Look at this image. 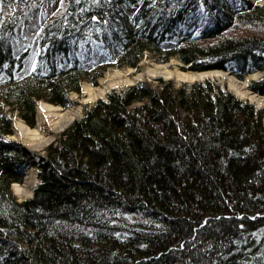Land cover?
I'll return each mask as SVG.
<instances>
[{"label":"trees","instance_id":"1","mask_svg":"<svg viewBox=\"0 0 264 264\" xmlns=\"http://www.w3.org/2000/svg\"><path fill=\"white\" fill-rule=\"evenodd\" d=\"M43 1L18 53L25 16L0 22V264H264V109L219 82L112 90L34 159L1 110L36 126L38 99L67 106L84 80L147 51L196 71L263 70L264 4ZM92 40L103 52L85 60ZM250 88L263 94L264 78ZM33 165L39 182L20 201L11 186Z\"/></svg>","mask_w":264,"mask_h":264},{"label":"rangeland","instance_id":"2","mask_svg":"<svg viewBox=\"0 0 264 264\" xmlns=\"http://www.w3.org/2000/svg\"><path fill=\"white\" fill-rule=\"evenodd\" d=\"M253 1L257 2V3L264 4V0H253ZM48 12H49V8H48L47 4L44 1L39 3L38 0H0V13H2V15H3V18H2V20L0 19V22L1 21H4V22L6 21L7 22L8 18L10 16H12V15L17 16L15 14H19L20 17L23 16V15L25 16L24 21L19 25V30H18L19 31V41H18V45L16 47V52L17 53L20 52L21 49H23V48L25 49L27 47L28 42H30V40L34 36L35 30L38 28L41 20L48 15ZM0 27H1V25H0ZM41 50H42L41 46L37 45L32 50V52L29 54V56L27 58V66L29 68H31L34 65L35 59H36L37 55L39 54V51H41ZM100 52H103V51H99L97 43L94 40H92L90 45H84L80 49V51L78 52V55L81 58L85 59V60L88 59V58H91L92 60H95L99 56ZM144 60H148L151 63L168 64V66H170V67L176 66L180 70L186 71V72H188V71H191V72H205V74L202 75L200 78L193 79V80H190V79H187V80H176L174 77H165V76H161V75H153L152 76L151 75L149 78L142 79L143 81L138 80L137 83L138 82H147L149 84H153V86H154V85H157L159 83L158 78H163L164 80H170L171 79L174 82V85L176 87H178V86H181L185 82L192 83L194 81H204L206 79H211L213 81L219 82L222 85V87L230 90L232 93H234L236 96H238L236 94L235 90H233L230 87L229 82L227 80L224 81V78L219 75V71L220 70L229 73L227 70H224V69H209V70H201V71L191 70V69H187L185 67L184 63L182 61H180L175 56L171 57L168 61L162 62L155 55H153L151 52L147 51L145 53V55L143 56V58L141 59V61L139 62L137 67H133V66H122V67L110 66L104 71L103 75L100 76L97 79V83L96 84L93 83V82H90L88 80H84L82 82V84H81L80 91H71L69 93L70 104H68L67 106H63L61 104H57L62 109H67L68 107L80 106V115L76 116L71 122L67 123L66 126L56 134L55 138L51 142L46 144L45 146H42V147L37 148L35 150H29L20 139L14 137L12 135L14 133V130H13L12 134L8 135V137L18 141L22 145V147L25 148L28 151L27 153L31 156V158L34 159L36 153H44L45 152V148L49 144L55 143L58 140V138L60 137L61 132L67 126H69L76 118H81L82 117V115L84 113V109H85L86 106L92 105L99 98H106L107 97V93L112 91V90L121 91L123 88L131 85L132 82L127 83V84H125V85H123L121 87L114 86V87L110 88V90H108L105 93V95L98 96L95 100H86V101L84 100L87 97L86 96L87 93L85 92V86H87V85L103 86L105 84V82L107 81V76H106L107 72L109 70H112L113 68H121V69L130 68V70L132 72V76H136V74H137L138 70L140 69V66H141V64H142V62ZM259 71H263V74L259 75L257 78L249 77V81L247 82L246 87L250 91H252L254 93H257L259 95H264V93L261 94V93H259V92H257V91H255V90L250 88V82L252 80H259V79L264 78V69L263 70H259ZM231 75L235 76L240 81H243V79H244L243 77L245 75H250V73L249 74H245L242 77H239L235 73H231ZM241 99H243L245 101H249V102L255 104L257 109H264V107L263 106H259L257 104V102H252L251 100H248L246 98H241ZM37 101H36V124H37V116H38ZM1 110H2V112L4 114H6L11 119V122H12V118L13 117L19 115L17 112L11 111L9 106H6V105H4ZM263 121H264V116H263ZM32 127H34V126H32ZM31 152L33 153V156H32V154H30ZM32 167L35 169V176L37 178V181L34 184V187H35V185L39 181V177L37 175V167L33 165V166H30L29 168H27V170L25 172V176H26L27 171L30 168H32ZM11 189H12L14 195L20 201L30 197V196H26V197L25 196L24 197L21 196L19 193H17L15 191V189L12 188V186H11Z\"/></svg>","mask_w":264,"mask_h":264},{"label":"bare ground","instance_id":"3","mask_svg":"<svg viewBox=\"0 0 264 264\" xmlns=\"http://www.w3.org/2000/svg\"><path fill=\"white\" fill-rule=\"evenodd\" d=\"M204 74L205 72H186L176 66L170 67L168 64L151 63L148 60H144L136 76H132L130 68H113L109 70L106 74L107 81L103 86H85L87 97L84 100H95L98 96L105 95L114 86L121 87L136 79L149 78L151 75L174 77L176 80H193L200 78ZM262 74L263 71H254L250 75H245L243 81H240L225 71H219V75L224 78V81L227 80L229 82L230 87L235 90L238 97L257 102L259 106L264 107V95L254 93L246 87L249 77L257 78ZM37 112V124L34 127L27 124L19 115L12 118L14 130L12 135L20 139L29 150H35L51 142L67 123L80 115V106L62 109L57 104L39 99L37 101ZM36 181L35 169L32 167L27 171L24 181L22 183L14 182L12 188L23 197L31 196Z\"/></svg>","mask_w":264,"mask_h":264},{"label":"water","instance_id":"4","mask_svg":"<svg viewBox=\"0 0 264 264\" xmlns=\"http://www.w3.org/2000/svg\"><path fill=\"white\" fill-rule=\"evenodd\" d=\"M227 71H228L230 74L232 73L231 70H227ZM138 80L143 81L141 78H140V79H136V80L132 81V84L137 83ZM247 82H248V81H247ZM63 128H64V127H63ZM63 128H62V129H63ZM24 150H25L26 152H28L25 148H24ZM30 154H32V156H33V153H32V152H31ZM29 156H30V155H29ZM38 182H39V181H38ZM38 182H37V183H38ZM34 188H35V187L33 186V192H32V194H31V196H32L33 193H34ZM31 196H30V197H31Z\"/></svg>","mask_w":264,"mask_h":264}]
</instances>
